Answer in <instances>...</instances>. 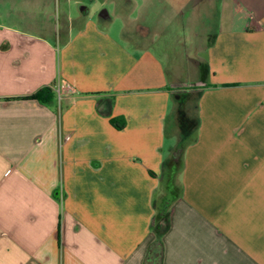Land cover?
<instances>
[{
	"label": "crops",
	"instance_id": "0c3cea01",
	"mask_svg": "<svg viewBox=\"0 0 264 264\" xmlns=\"http://www.w3.org/2000/svg\"><path fill=\"white\" fill-rule=\"evenodd\" d=\"M111 2L0 27V264H146L186 132L161 264H264V0H218L214 27L178 0L200 27L158 47V7ZM54 84L77 93L26 99Z\"/></svg>",
	"mask_w": 264,
	"mask_h": 264
},
{
	"label": "rangeland",
	"instance_id": "374dc122",
	"mask_svg": "<svg viewBox=\"0 0 264 264\" xmlns=\"http://www.w3.org/2000/svg\"><path fill=\"white\" fill-rule=\"evenodd\" d=\"M112 0H0V27L13 26L22 31L28 33L40 34L45 27L48 28L49 32L63 30V25L68 17L69 10L72 11L74 17L79 16L82 7H88L91 12L92 17H99V15L108 10L109 14H115L114 3ZM122 1V0H121ZM135 3L144 4L145 0H134ZM176 1L178 0H147L146 7L153 9L158 7L159 14H151L146 17L147 22H153V20H158L159 26H156L154 32L162 33V40L156 43L157 47L161 44L175 43L174 40L176 36L180 34L193 33V29H198L200 26H186L183 25L185 22L189 21L191 18V6L187 5L183 8V16H180L176 9ZM195 1V0H193ZM204 1L205 3L197 4V8L205 9L206 4L212 7L210 14L212 21H210V27H214L216 24L217 17V4L218 0H198ZM190 2V1H189ZM147 9V10H148ZM70 16V15H69ZM159 39V37H158ZM174 160H171L168 164L169 168H172L171 175L169 177L171 183L176 188L177 191L181 193V187L178 183V175L180 172V166L178 160L180 156H175ZM169 176V175H168ZM161 197L159 198L157 205H161L163 197L172 195L168 190V184L162 183L160 187ZM176 193H179L177 192ZM162 194L163 197H162Z\"/></svg>",
	"mask_w": 264,
	"mask_h": 264
},
{
	"label": "trees",
	"instance_id": "16d2710c",
	"mask_svg": "<svg viewBox=\"0 0 264 264\" xmlns=\"http://www.w3.org/2000/svg\"><path fill=\"white\" fill-rule=\"evenodd\" d=\"M53 97L54 94L51 87H46L41 89L37 93L26 97V99L37 100L42 103H49L52 101ZM120 120L121 119L116 118L111 121L112 125L115 126V128H117L118 130H122L125 127L124 120ZM192 141H194L193 138L187 136V132L184 133V137L175 151V156H180L185 147ZM165 183L168 184V190L172 195L163 197L161 205L159 207L157 205V214L152 224L156 233V240L150 248V251L146 258V264H161V260L163 258V237L170 224L169 209L174 201L180 197V192L177 191L176 188L174 189V186L169 178L166 179ZM176 191L179 193H176Z\"/></svg>",
	"mask_w": 264,
	"mask_h": 264
},
{
	"label": "built area",
	"instance_id": "2783aa9c",
	"mask_svg": "<svg viewBox=\"0 0 264 264\" xmlns=\"http://www.w3.org/2000/svg\"><path fill=\"white\" fill-rule=\"evenodd\" d=\"M53 93L55 94L59 103L63 101L73 98L76 95V89L72 86H62L60 84H54L51 86ZM71 136L67 135L65 137L66 142L70 140Z\"/></svg>",
	"mask_w": 264,
	"mask_h": 264
}]
</instances>
